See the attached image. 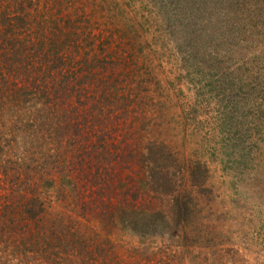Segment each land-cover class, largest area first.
Wrapping results in <instances>:
<instances>
[{"label":"rangeland","instance_id":"374dc122","mask_svg":"<svg viewBox=\"0 0 264 264\" xmlns=\"http://www.w3.org/2000/svg\"><path fill=\"white\" fill-rule=\"evenodd\" d=\"M40 1L70 14L61 0ZM84 2L88 32L98 34L113 24L112 34H125L123 45L115 38L122 57L149 68L152 80L146 71L141 74L146 89L137 100L147 101L142 109L148 116L133 109L129 118L136 119L145 147L163 142L171 151L173 158L159 166L179 194L194 198L200 214L197 227L163 239L110 227L118 264H264V0ZM81 42L80 56L91 53ZM96 51L99 57L115 54L113 46ZM26 99V105L0 103V185L2 173L12 168L22 176L14 188L24 187L27 196L36 184L43 201L70 186L59 181L62 165L56 164L53 137L38 132L51 123V116L41 113L44 100ZM20 106L23 111L16 113ZM23 112L30 117L20 122L34 124L12 132L14 117ZM27 152L31 162L20 168L16 159ZM96 220L90 225L99 231Z\"/></svg>","mask_w":264,"mask_h":264},{"label":"trees","instance_id":"16d2710c","mask_svg":"<svg viewBox=\"0 0 264 264\" xmlns=\"http://www.w3.org/2000/svg\"><path fill=\"white\" fill-rule=\"evenodd\" d=\"M59 3L70 14L40 0H0V103L26 105L29 96L44 100L41 113L51 116L50 129L43 123L38 132L53 137L56 164L62 165L60 172L55 168L59 181L70 186L42 201L36 184L27 196L24 187L14 188L22 178L19 172L2 173L0 264H118L110 227L163 239L199 224L194 198L179 194L159 166L173 158L171 151L163 142L145 147L136 119L129 118L133 109L148 116L142 109L147 101L137 100L146 89L141 74L146 71L152 80L149 68L132 56L122 57L125 34H112L113 24L98 34L88 32L84 0ZM73 22L86 25L69 29ZM81 40L91 53L80 56ZM110 46L114 56L96 55V49L106 52ZM130 90L135 96H128ZM22 111L20 106L16 113ZM20 117L30 115L15 116L12 132L34 124L24 125ZM16 162L26 166L31 153ZM58 196L67 200L58 202ZM94 218L99 231L90 225Z\"/></svg>","mask_w":264,"mask_h":264}]
</instances>
